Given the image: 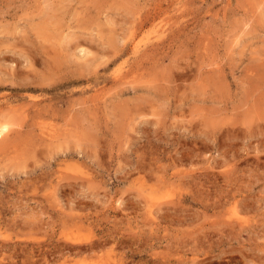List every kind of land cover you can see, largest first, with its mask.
I'll use <instances>...</instances> for the list:
<instances>
[{
  "label": "rangeland",
  "instance_id": "rangeland-1",
  "mask_svg": "<svg viewBox=\"0 0 264 264\" xmlns=\"http://www.w3.org/2000/svg\"><path fill=\"white\" fill-rule=\"evenodd\" d=\"M0 130V264H264V0H0Z\"/></svg>",
  "mask_w": 264,
  "mask_h": 264
},
{
  "label": "bare ground",
  "instance_id": "bare-ground-1",
  "mask_svg": "<svg viewBox=\"0 0 264 264\" xmlns=\"http://www.w3.org/2000/svg\"><path fill=\"white\" fill-rule=\"evenodd\" d=\"M3 128V127H2ZM2 130H0V132H1ZM6 132V131H5ZM72 246V245H71Z\"/></svg>",
  "mask_w": 264,
  "mask_h": 264
}]
</instances>
